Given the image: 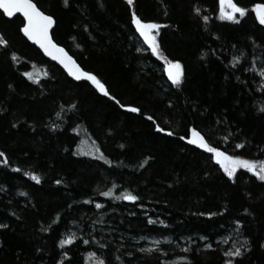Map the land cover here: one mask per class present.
Returning <instances> with one entry per match:
<instances>
[{
    "label": "trees",
    "instance_id": "trees-1",
    "mask_svg": "<svg viewBox=\"0 0 264 264\" xmlns=\"http://www.w3.org/2000/svg\"><path fill=\"white\" fill-rule=\"evenodd\" d=\"M34 1L110 95L70 78L25 38L20 15L0 11V264H224L228 238L244 237L236 264H264V182L244 168L229 178L215 153L190 142L195 127L212 147L264 160V25L252 9L264 0H234L248 9L239 22L220 18L219 0ZM133 11L162 25L160 52L182 62L180 85ZM152 238L157 247L142 252Z\"/></svg>",
    "mask_w": 264,
    "mask_h": 264
},
{
    "label": "snow or ice",
    "instance_id": "snow-or-ice-1",
    "mask_svg": "<svg viewBox=\"0 0 264 264\" xmlns=\"http://www.w3.org/2000/svg\"><path fill=\"white\" fill-rule=\"evenodd\" d=\"M63 3L65 6L68 5L69 0H63ZM128 4H132L133 0H127ZM220 11H221V19H227L230 21L239 22L241 17H244L247 13L248 9L245 7H242L240 4L234 2V0H220ZM225 5L227 6L228 11H225ZM0 8L4 10V12L7 14V16L11 17L15 12H21L23 13V16L26 18L27 23L23 25L22 31L31 39L34 40L37 44L40 45L41 48L44 49L45 52L48 53L49 56H54L55 59L59 60V62L64 65L66 69H68L69 73H71L72 76L76 77V79H81V77L87 79L88 81H91L93 85L97 89H99L100 92L104 93L105 95H110L108 92L106 86L101 82L100 78L90 71H85L82 67H80L79 64L76 63L75 60L71 56L68 55V53L60 47L58 44H56L52 37L49 34V29L52 28V26L55 23L54 17L52 15L47 14L46 12L42 11L36 3L33 2V0H0ZM252 8L255 10L257 18L259 19L260 24L264 25V3H258L254 4ZM196 13H200L201 9L199 7L195 8ZM204 21L209 20V16L204 15L203 17ZM132 22L135 24L136 29L139 31L140 35L143 36L144 40L151 45V51L153 53H156L160 56L162 60L166 61L167 69H168V77L171 79L172 83L174 85H180L181 81L184 79V66L182 62L179 59H173L169 60L166 56L162 55L160 52V44L157 39V36L159 34V29L162 27V25L158 22L151 21V20H144L140 16L136 14L135 11L132 12ZM8 43L7 40L3 38V35L0 34V45H6ZM13 59H15V54H13ZM240 56H235L232 58L231 63L236 64L238 61H240ZM25 75H28V73H25ZM260 75L264 76V69L260 70ZM113 100H116L115 96L111 97ZM118 102V101H117ZM119 103V102H118ZM171 101H169V104ZM120 107H131L129 105L121 104ZM133 112H140L141 109L139 107H133L131 108ZM264 110V109H262ZM2 111V109H0ZM59 115V113H58ZM149 120H152V116H148ZM156 129L159 132H169L170 129H166L164 127H161L160 124L155 125ZM191 133L192 137L190 138V142L194 145L198 144L201 148H207L210 152L215 153V159L219 161V163L223 166L224 172L227 173V176L229 178L235 179L237 169L244 168L247 169L249 172L253 173L254 176L259 180L264 182V160L262 161H255V160H249L245 159L242 156H233L229 155L227 152L222 151L220 148L212 147L208 144V142L205 140V137L201 134L200 131H198L195 127H191ZM171 134V133H170ZM225 139H228L226 136ZM246 141L237 143L235 145L236 148L240 149L243 148ZM92 153H89L91 155ZM0 156H4L3 152H0ZM103 159V156L101 157ZM6 158L4 160H0V164L6 163ZM110 163V161H109ZM25 175H29V173H25ZM32 178L34 180H39V176H37L35 173H31ZM57 183H60V181H57ZM103 196H112L113 193L111 189L108 191H105L102 193ZM122 196L124 199L128 201H136L138 197L136 195H133L130 192L125 191V193H122ZM120 197H117L119 199ZM143 206V205H142ZM97 208H100L101 205L99 203L96 204ZM245 212H248L249 209L245 208ZM203 215L212 216V212L203 213ZM154 221L151 217L148 218V223L151 224ZM160 224H165L166 221L159 220ZM242 221L240 219H237L235 221L236 226L239 228L242 225ZM6 224L0 223V228H6ZM45 232L48 231L47 228L43 229ZM167 239V237L165 238ZM202 240H206V237H200ZM245 244H241L239 247H235L234 249H229L227 252L224 253V256L227 257L225 259L224 264H236V258H242L245 253L248 251V247L246 246L248 244L247 237H244ZM76 240V237L73 235H69L66 238H62L59 240V244L61 246L63 245H70L73 243V241ZM2 243V242H0ZM84 244H88V240L83 241ZM159 241H157L155 244L151 245L147 249H141V251H148L151 252L154 248L157 247ZM261 247H264V243H261ZM203 248L205 249H211L213 248L212 243H205L203 245ZM39 251V249H37ZM162 251V249H160ZM89 256H95L96 253L90 252L88 254ZM128 255H132V253H128ZM62 257L67 258L69 257V252L64 251L62 253ZM180 259L188 260L189 257L183 256L180 257ZM58 264H63V260L59 261ZM97 264H106L104 259H99L97 261Z\"/></svg>",
    "mask_w": 264,
    "mask_h": 264
},
{
    "label": "water",
    "instance_id": "water-1",
    "mask_svg": "<svg viewBox=\"0 0 264 264\" xmlns=\"http://www.w3.org/2000/svg\"><path fill=\"white\" fill-rule=\"evenodd\" d=\"M33 2L34 3H36L34 0H33ZM38 6V5H37ZM39 7V6H38ZM40 8V7H39ZM41 9V8H40ZM42 10V9H41ZM0 11L7 17V18H13L14 16H16V15H20L22 18H23V20H24V24L25 23H27V21H26V18L23 16V13H21V12H15L14 14H13V16H11V17H9V16H7V14L4 12V10L2 9V8H0ZM43 11V10H42ZM45 12V11H44ZM47 13V12H46ZM48 14V13H47ZM50 15V14H49ZM54 20H55V18H54ZM55 26H56V20H55V23H54V25L52 26V28H50L49 29V34H50V36L52 37V40L56 43V44H58L60 47H62L67 53H68V55L69 56H71L72 58H73V60H75L76 61V63L77 64H79V62L75 59V57L63 46V45H61V44H59L55 39H54V37H53V31H54V28H55ZM23 34H24V36H25V38L31 43V44H33V45H35L41 52H42V54L47 58V59H49V60H51L52 62H55L57 65H59L66 73H67V75L70 77V78H72V79H74V80H76V81H81V80H87V79H85V78H83V77H81V79H76V77H74V76H72L71 75V73H69V71H68V69H66L65 67H64V65H62L60 62H59V60H57V59H55V57L54 56H49L48 55V53L47 52H45L44 51V49L43 48H41L40 47V45L39 44H37L34 40H31L24 32H23ZM80 65V64H79ZM80 67H82L81 65H80ZM83 68V67H82ZM84 69V68H83ZM85 70V69H84ZM86 71V70H85ZM88 81V80H87ZM91 82V81H90ZM191 137H192V133H191Z\"/></svg>",
    "mask_w": 264,
    "mask_h": 264
},
{
    "label": "rangeland",
    "instance_id": "rangeland-1",
    "mask_svg": "<svg viewBox=\"0 0 264 264\" xmlns=\"http://www.w3.org/2000/svg\"><path fill=\"white\" fill-rule=\"evenodd\" d=\"M219 4H220V0H219ZM220 8H221V5H220ZM253 9V8H252ZM225 11H228V9H227V6L225 5ZM253 11L255 12V10L253 9ZM255 15H256V12H255ZM257 16V15H256ZM220 17H221V11H220ZM259 20V19H258ZM150 46V48H151V45H149ZM167 72H168V69H167ZM231 238H228V242H229V247H230V249L231 248H234V247H236V246H240L241 244H245V239H231ZM150 240H152L153 242H157V241H159L158 239H154V238H152V239H150ZM230 240V241H229Z\"/></svg>",
    "mask_w": 264,
    "mask_h": 264
}]
</instances>
